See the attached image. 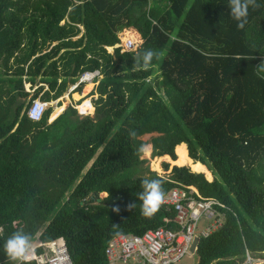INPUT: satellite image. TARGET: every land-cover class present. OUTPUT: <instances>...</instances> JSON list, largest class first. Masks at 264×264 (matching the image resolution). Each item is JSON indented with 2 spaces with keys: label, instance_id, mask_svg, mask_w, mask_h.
I'll return each instance as SVG.
<instances>
[{
  "label": "trees",
  "instance_id": "trees-1",
  "mask_svg": "<svg viewBox=\"0 0 264 264\" xmlns=\"http://www.w3.org/2000/svg\"><path fill=\"white\" fill-rule=\"evenodd\" d=\"M130 29L142 42L121 52ZM148 49L160 56L145 70L135 59ZM93 70L94 117L67 103L49 124L52 108L27 118L39 92L24 83L40 76L50 102ZM146 144L172 161L188 149L190 165L161 177L143 166ZM145 178L161 181L163 197L193 187L223 205L197 264H242L246 250L264 259V0H252L242 29L228 0H0V264H20L3 250L17 232L32 239L30 264L59 239L72 264H107L113 237L174 217L162 205L141 214Z\"/></svg>",
  "mask_w": 264,
  "mask_h": 264
},
{
  "label": "built area",
  "instance_id": "built-area-1",
  "mask_svg": "<svg viewBox=\"0 0 264 264\" xmlns=\"http://www.w3.org/2000/svg\"><path fill=\"white\" fill-rule=\"evenodd\" d=\"M118 47L121 52H129L136 44L128 37ZM98 75V71L85 72L79 82ZM47 109L46 102L32 99L26 110L27 118L39 122ZM190 190V187L187 190L173 188L163 197L161 205L164 210L175 213L173 218L165 219V226L141 235H118L109 240L105 248L107 264H177L190 255L195 238H208L224 221V214L217 210V207H223L220 202L214 198H202ZM201 220H207L208 225L200 228ZM41 250L40 256L34 257L37 264H72L62 239L41 246ZM244 264H264V260L257 263L247 256Z\"/></svg>",
  "mask_w": 264,
  "mask_h": 264
},
{
  "label": "clouds",
  "instance_id": "clouds-1",
  "mask_svg": "<svg viewBox=\"0 0 264 264\" xmlns=\"http://www.w3.org/2000/svg\"><path fill=\"white\" fill-rule=\"evenodd\" d=\"M251 2L252 0H228V13L230 17L236 22L237 28H244L247 22L248 8ZM159 56L160 53L157 51H154L152 49L145 50L142 53L137 54L135 65L146 70L150 67L153 59H158ZM94 71L98 70H93L90 72ZM97 77H99V75L95 76L91 80H88V82H92ZM79 83L81 84L82 82ZM25 91L27 93H30V91ZM142 188L143 191L139 194V198L141 200V214L146 218H151L158 211L163 201L164 193L161 186V181L156 178H145L142 181ZM134 206L135 202L130 205L131 208H133ZM3 250L10 260L14 262L18 261L20 262V264H30L33 252L32 239L30 235L26 233H14L4 242Z\"/></svg>",
  "mask_w": 264,
  "mask_h": 264
},
{
  "label": "rangeland",
  "instance_id": "rangeland-1",
  "mask_svg": "<svg viewBox=\"0 0 264 264\" xmlns=\"http://www.w3.org/2000/svg\"><path fill=\"white\" fill-rule=\"evenodd\" d=\"M134 30H132V29H130L129 31H125L124 33H121L119 36H120V44L124 41V39L125 38H130L131 37V39L135 42V44L137 45V44H140L142 41H141V37H140V35L138 34V33H134L133 32ZM136 48H134L132 51H134ZM110 52V51H109ZM102 79V77L100 78V80ZM100 80L98 81V82H95V83H89V82H85V83H81V84H79L78 85V87H80L81 86V95H80V93L79 94H77L79 91H78V87H75V84L74 85H72V86H70V87H68V90L66 91V92H64V94H63V96H62V98L63 97H66V95L67 94H69V93H72V92H74V93H72V95H71V100H69V99H64V100H62L61 99V101H62V106H63V104L64 103H67L68 102V104L69 105H71V106H73V108H75L76 110H77V112L80 114V112H81V115L83 116V117H86L87 115L88 116H90V117H94V114H95V107H94V103H93V101L94 100H96V99H98L99 98V95L97 94V92H96V87H97V85H98V83L100 82ZM45 84V83H44ZM28 85H30L29 83H24V90H27L28 89ZM75 90H74V89ZM89 92H91L90 94H89ZM82 98V99H81ZM91 100V102H92V106H91V104L89 103V101ZM78 101H79V103H78ZM77 104H79V105H77ZM49 106H51V107H49V108H52V112H53V114H52V116L51 117H53V116H55L56 114H58V113H60V112H63L64 111V108H65V106H66V104H65V106H63V107H61L60 109H55V104H50ZM93 109V110H92ZM92 110V111H91ZM153 136H156V134H154ZM149 138L150 137H148V136H143L142 137V139L144 140V141H148L149 140ZM187 147V146H186ZM146 148H148V153L146 152ZM186 151V150H185ZM187 152H188V149H187ZM187 152H186V155H187ZM142 159H145V160H147V162L143 165L144 167H148L149 168V170L151 171V172H155V173H157V175H159V176H161V177H169V175H170V171L172 170V168L174 167L173 165H183V164H180L181 162L179 161V160H177V161H172L171 160V158L169 157V156H166V157H168L169 159H162V160H160L161 162H159V165H160V172H157V171H155V170H153V168H152V159H154V158H156V157H154V158H152L151 157V154H152V146H151V144H146L145 146H144V148H143V151H142ZM189 155V154H188ZM188 155H187V158H188ZM174 156H175V153H174ZM162 157V156H161ZM176 157V156H175ZM158 158H160V157H158ZM179 158V157H178ZM157 159V158H156ZM189 159V158H188ZM188 159H187V161H186V163H184V164H187V165H189V163H188ZM168 164V169H166L165 170V167H164V164ZM91 164V163H90ZM89 164V165H90ZM89 165L87 166V168L89 167ZM186 166V165H185ZM195 169V168H194ZM206 169V168H205ZM207 170V169H206ZM197 171L199 172V173H202V174H204L205 175V177H206V179L208 180V181H212V176H211V174L208 172V170H207V172H203V171H201L200 170V168H198L197 169ZM190 192H192L191 190H190ZM106 195L105 194H102L101 195V197H105ZM200 224L201 225H205V226H207L208 225V221L207 220H201V222H200ZM197 237L195 238V241H194V247H196V245H197ZM34 248H36V247H34ZM38 256H40V255H37V257ZM251 257H253L256 261H257V263L259 262V261H261V260H264L262 257H255V256H252V255H250ZM197 260H198V257H197V254L195 253V252H193V253H191L190 255H187V256H185V257H183L177 264H196V262H197ZM119 264H123V263H119ZM131 264V263H130Z\"/></svg>",
  "mask_w": 264,
  "mask_h": 264
},
{
  "label": "crops",
  "instance_id": "crops-1",
  "mask_svg": "<svg viewBox=\"0 0 264 264\" xmlns=\"http://www.w3.org/2000/svg\"><path fill=\"white\" fill-rule=\"evenodd\" d=\"M111 51V50H110ZM99 71V70H98ZM86 72H90V71H86ZM85 73V72H84ZM83 73V74H84ZM80 77V76H79ZM102 77V75L99 73V77H97L95 80H93L92 82H89V83H95V82H98L99 80H100V78ZM85 82H88V81H85ZM85 82H82V83H85ZM80 83L78 82V79H77V82L75 83V87H78V85H79ZM72 85H74V84H72ZM72 85H68V87H70V86H72ZM68 87H67V90H68ZM74 89V88H73ZM47 90H49V86H48V84H44V83H42V81H41V77L40 76H38L37 78H36V82L33 84V85H28V89H27V91L29 92L30 91V93H29V95L32 97V96H34L35 95V93L36 92H39L37 95H36V97L35 98H38V99H40L41 101H44V102H46L45 100H43V99H41V96H42V94L44 93V92H46ZM75 90V89H74ZM82 90V89H81ZM72 93H74V92H72ZM72 93H69V94H67L66 95V97H63L62 98V96L61 97H59V98H57L56 100H52V101H50V102H46L47 104H48V108L49 107H51V106H49L50 104H55V109L57 110V109H60L61 107H63V106H65V104H67V103H64L63 104V106H62V101H61V99L62 100H64V99H69V100H71L70 98H71V95H72ZM80 93V95H81V92H78L77 94H79ZM91 92H89V94H90ZM82 99V98H81ZM78 103H79V101H78ZM89 103L91 104V106H92V102H91V100L89 101ZM77 105H79V104H77ZM62 112H60V113H58V114H56L55 116H53V117H51L52 116V114H53V112L50 114V116H49V119H48V124L49 123H51V122H53L60 114H61ZM181 144H183V143H181ZM178 157H179V155H178ZM156 158H158V157H156ZM189 158V157H188ZM179 159V158H178ZM177 159V160H178ZM188 163H189V165H190V159L188 160ZM187 166V165H186ZM198 167H200V166H196V167H194V166H192V168L194 169L195 168V170H197L198 169ZM202 168H204V167H202ZM205 169V168H204ZM206 170V169H205ZM207 171V170H206ZM211 173V172H210ZM211 176H212V174H211ZM212 180H213V176H212ZM208 181V180H207ZM208 182H212V181H208ZM193 188V187H192ZM195 194H198V192H197V190L196 189H193L192 190ZM199 195V194H198ZM205 221V220H204ZM225 221V220H224ZM203 226H205L204 224L203 225H201L200 224V228H202ZM199 238L197 239V244H198V242H199ZM193 252H195L196 253V251H197V245H196V247H194V244H193ZM192 252V253H193ZM245 255H246V259H247V256H249L252 260H254V261H256L253 257H251L250 256V254H249V252L246 250V252H245ZM246 261V260H245ZM245 261L242 263V264H244L245 263ZM198 263V260H197V262H196V264Z\"/></svg>",
  "mask_w": 264,
  "mask_h": 264
},
{
  "label": "bare ground",
  "instance_id": "bare-ground-1",
  "mask_svg": "<svg viewBox=\"0 0 264 264\" xmlns=\"http://www.w3.org/2000/svg\"><path fill=\"white\" fill-rule=\"evenodd\" d=\"M131 38V37H130ZM146 152L148 153V148H146ZM177 153H178V155H179V161L181 162L180 164H184V163H186V161H187V155H186V151H185V149L183 148V147H178L177 148ZM167 155H164V156H162V157H160V158H154V159H152V168H153V170H155V171H157V172H160L161 170H160V165H159V162H161L160 160H162V159H169L168 157H166ZM198 168H200V170L201 171H203V172H207L204 168H202V167H198ZM192 190L194 189V188H191Z\"/></svg>",
  "mask_w": 264,
  "mask_h": 264
},
{
  "label": "water",
  "instance_id": "water-1",
  "mask_svg": "<svg viewBox=\"0 0 264 264\" xmlns=\"http://www.w3.org/2000/svg\"><path fill=\"white\" fill-rule=\"evenodd\" d=\"M146 136L150 137L151 135H146ZM192 249H193V247H192ZM192 251H193V250H192Z\"/></svg>",
  "mask_w": 264,
  "mask_h": 264
}]
</instances>
